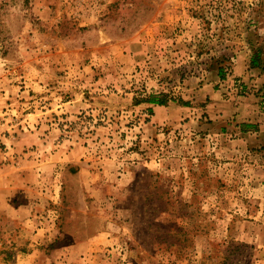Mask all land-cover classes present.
Wrapping results in <instances>:
<instances>
[{
    "label": "rangeland",
    "instance_id": "1",
    "mask_svg": "<svg viewBox=\"0 0 264 264\" xmlns=\"http://www.w3.org/2000/svg\"><path fill=\"white\" fill-rule=\"evenodd\" d=\"M0 264H264V0H0Z\"/></svg>",
    "mask_w": 264,
    "mask_h": 264
},
{
    "label": "trees",
    "instance_id": "2",
    "mask_svg": "<svg viewBox=\"0 0 264 264\" xmlns=\"http://www.w3.org/2000/svg\"><path fill=\"white\" fill-rule=\"evenodd\" d=\"M250 62H251V66L252 67H255L256 66L255 65L256 62L254 60H251ZM218 75L223 76V70L221 68L218 70ZM145 102L148 103V104H150V105H155V106H163V105H165V101L164 100H162V99H156L155 96H151V98L148 99V100H146Z\"/></svg>",
    "mask_w": 264,
    "mask_h": 264
},
{
    "label": "crops",
    "instance_id": "3",
    "mask_svg": "<svg viewBox=\"0 0 264 264\" xmlns=\"http://www.w3.org/2000/svg\"><path fill=\"white\" fill-rule=\"evenodd\" d=\"M257 116V115H256ZM255 116V117H256ZM260 119V118H259ZM259 119H256V120H254V122H250V123H257V122H259ZM245 123H247V122H245ZM260 123V122H259ZM239 126H241V124H239ZM248 127H252V126H247V125H244V127H243V129H244V131H245V129H248ZM255 127L257 128V126L255 125ZM258 129H261L259 126H258Z\"/></svg>",
    "mask_w": 264,
    "mask_h": 264
}]
</instances>
